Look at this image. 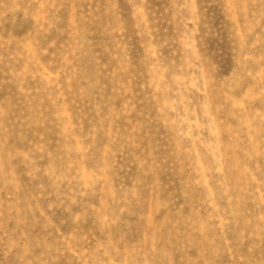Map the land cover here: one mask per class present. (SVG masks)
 Wrapping results in <instances>:
<instances>
[{"label": "rangeland", "instance_id": "1", "mask_svg": "<svg viewBox=\"0 0 264 264\" xmlns=\"http://www.w3.org/2000/svg\"><path fill=\"white\" fill-rule=\"evenodd\" d=\"M0 264H264V0H0Z\"/></svg>", "mask_w": 264, "mask_h": 264}]
</instances>
